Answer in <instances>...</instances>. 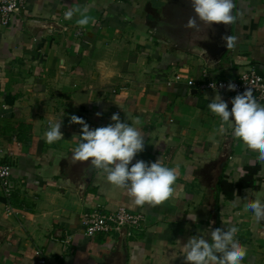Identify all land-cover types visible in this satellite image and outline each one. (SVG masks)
<instances>
[{"label":"crops","instance_id":"crops-1","mask_svg":"<svg viewBox=\"0 0 264 264\" xmlns=\"http://www.w3.org/2000/svg\"><path fill=\"white\" fill-rule=\"evenodd\" d=\"M69 7H86L89 24L77 25L79 13L65 19ZM194 15L190 0H26L8 26L0 19V164L12 167L15 185L9 198L0 187V264H185L190 237L231 225L247 249L242 264H264V221L245 208L264 200V162L227 127L220 135L207 107L219 95L231 110L236 95L187 85L204 72L220 79L255 67L264 76V0H236V40L218 62L204 55L215 24L189 28ZM113 114L145 138L133 164L161 159L177 169L175 192L160 205L131 206L101 170L72 160L82 126L71 117L96 129ZM59 122L63 139L47 143ZM250 168L259 169L252 187L224 192ZM98 207L139 212L147 228L87 238L81 217Z\"/></svg>","mask_w":264,"mask_h":264},{"label":"clouds","instance_id":"clouds-1","mask_svg":"<svg viewBox=\"0 0 264 264\" xmlns=\"http://www.w3.org/2000/svg\"><path fill=\"white\" fill-rule=\"evenodd\" d=\"M190 3L195 15L188 21L189 28L196 27L197 19L210 27L214 24L231 25L236 19L233 0H190ZM87 11L86 7L83 10L69 7L64 18L71 20L75 13H79L76 23L84 27L91 20ZM223 40L229 49L234 46L236 38L230 35ZM235 89L234 84L228 85L229 91ZM231 105L229 110V104L217 95L207 106L220 120L218 133L223 135L227 127L235 139L257 153L256 160L264 162V104L257 101L252 88H247L231 100ZM111 119L113 123L108 126L91 129L82 118L71 117L72 123L82 126L72 160L90 162L94 171L101 170L110 185L126 190L131 206L155 207L167 201L175 192L177 169L165 166L161 159L151 164L137 160L133 164L136 155L144 150L145 138L137 128L122 122L118 114H113ZM61 123L49 125L45 132L47 143L63 139ZM245 208L257 221H264V200L246 199ZM188 218L197 221L195 214H188ZM237 232V226L231 225L210 230L207 237H190L182 247L185 264H242L247 249L237 239Z\"/></svg>","mask_w":264,"mask_h":264},{"label":"built area","instance_id":"built-area-1","mask_svg":"<svg viewBox=\"0 0 264 264\" xmlns=\"http://www.w3.org/2000/svg\"><path fill=\"white\" fill-rule=\"evenodd\" d=\"M25 3L26 0H0L1 25L8 26ZM174 79L180 81L182 77L178 74L174 76ZM230 83L236 86L235 91L228 90ZM167 84L171 85L172 83L168 80ZM187 85L202 92H220L231 95L242 94L247 88H252L254 97L259 103L264 104V76L260 75L255 67L235 76L220 79H211L209 74L204 72L202 80H189ZM12 176V167L0 164V187L8 198L15 191ZM9 213L14 214V209L9 208ZM81 227L87 238H95L98 235L108 238L119 234L123 236L125 233L126 237H130L135 232L145 231L147 219L145 215L130 211L126 207H118L114 211H105L102 207H98L92 212L82 215ZM40 262L47 263L45 259H41Z\"/></svg>","mask_w":264,"mask_h":264},{"label":"water","instance_id":"water-1","mask_svg":"<svg viewBox=\"0 0 264 264\" xmlns=\"http://www.w3.org/2000/svg\"><path fill=\"white\" fill-rule=\"evenodd\" d=\"M233 4H234V8H233V15H234L235 10H236V0H233ZM232 24L231 25L215 24L213 26L214 29L216 30L215 32L217 33V35L213 38V41L207 45L205 54H204L205 57L210 62H214V61L218 62L221 59L222 55L225 53V51H227V47L220 48V45L217 43L218 42H220V44L222 43L220 39L225 36V33H227V35L230 36L229 30H231ZM226 26L228 27V30H226L225 28ZM89 170L91 173L94 171L92 165L90 166ZM83 187L85 188L84 185ZM122 238L123 239L126 238V233L122 236Z\"/></svg>","mask_w":264,"mask_h":264},{"label":"trees","instance_id":"trees-1","mask_svg":"<svg viewBox=\"0 0 264 264\" xmlns=\"http://www.w3.org/2000/svg\"><path fill=\"white\" fill-rule=\"evenodd\" d=\"M259 169L258 168H250L248 170V175L243 178L240 182H238L234 187L232 184H226L225 181H223V185L226 184L227 188L224 190V192L226 193L228 188L231 189L232 192H234L235 188H237L238 190L242 189V188H248V187H252L254 184V178L255 176L258 174Z\"/></svg>","mask_w":264,"mask_h":264}]
</instances>
